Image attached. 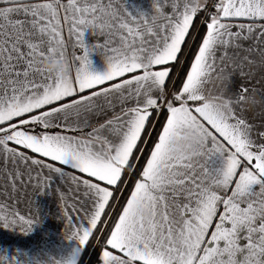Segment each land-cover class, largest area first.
<instances>
[{
    "label": "snow or ice",
    "instance_id": "1",
    "mask_svg": "<svg viewBox=\"0 0 264 264\" xmlns=\"http://www.w3.org/2000/svg\"><path fill=\"white\" fill-rule=\"evenodd\" d=\"M0 264H264V0H0Z\"/></svg>",
    "mask_w": 264,
    "mask_h": 264
},
{
    "label": "clouds",
    "instance_id": "2",
    "mask_svg": "<svg viewBox=\"0 0 264 264\" xmlns=\"http://www.w3.org/2000/svg\"><path fill=\"white\" fill-rule=\"evenodd\" d=\"M55 62H53V64H54ZM51 66V65H50Z\"/></svg>",
    "mask_w": 264,
    "mask_h": 264
}]
</instances>
